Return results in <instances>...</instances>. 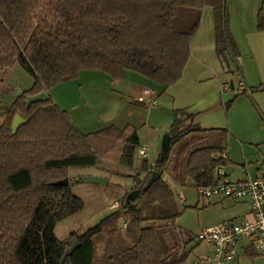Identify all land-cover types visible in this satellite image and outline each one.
Returning a JSON list of instances; mask_svg holds the SVG:
<instances>
[{"label":"trees","instance_id":"16d2710c","mask_svg":"<svg viewBox=\"0 0 264 264\" xmlns=\"http://www.w3.org/2000/svg\"><path fill=\"white\" fill-rule=\"evenodd\" d=\"M207 5L214 12L217 55L227 63L231 51L237 59L224 34L223 0H0V74L18 65L33 79L0 125V264H183L192 251L187 246L201 243L176 228L180 214L168 210V187L155 197L150 190L160 180L145 190L153 173H166L170 157L171 180L184 186L191 179L195 189L213 185L215 170L227 165L228 132L197 128L185 110L174 112L165 160L143 159L129 176L137 203L125 207L123 201L86 232L58 239L56 226L84 209L68 171L102 162L131 168L139 139L131 126L82 134L49 92L82 71L114 80L133 72L163 88L176 83ZM257 30L264 32V0ZM44 91L46 101L27 104ZM17 115L26 123L13 133ZM65 179L67 186L51 185ZM75 240L78 247L61 263Z\"/></svg>","mask_w":264,"mask_h":264},{"label":"crops","instance_id":"0c3cea01","mask_svg":"<svg viewBox=\"0 0 264 264\" xmlns=\"http://www.w3.org/2000/svg\"><path fill=\"white\" fill-rule=\"evenodd\" d=\"M226 1V24L238 54L237 59L231 51L227 63L217 55L214 12L211 6H205L201 11L200 25L190 42V55L180 79L163 88L142 76L141 79L132 78L129 76L131 72H127L124 81H114L129 94L128 97L122 95L123 103H118L123 105L125 114L118 116L115 113L98 131L108 127L122 130L123 122L130 120L129 124L136 129L139 139L136 157L148 160L157 151L159 159L161 142L166 133L160 139L154 136L150 128L145 129V109L140 108L145 105L137 100L144 89H149L156 94L157 104L154 107L161 111L174 115L176 111L185 110L193 116L197 128L228 132L224 152L227 165L221 168L229 181H244L259 176L264 169V32L257 30V14L262 0ZM234 65L240 66L238 71ZM240 83L246 88L243 94L237 93ZM226 84L231 88L223 89ZM133 102L137 105H133ZM73 113H67L70 119ZM88 125L80 121L74 124L80 132ZM143 148H146L145 157L140 155ZM140 178H144V175ZM161 178L166 182V178L171 177L164 172ZM130 187L132 183L127 188ZM203 207L210 210L212 215L205 227L222 222L233 224L254 220L247 200L235 202L212 198ZM238 251V258L232 264H264L248 240L239 243ZM209 252L210 248L205 244L189 264Z\"/></svg>","mask_w":264,"mask_h":264},{"label":"rangeland","instance_id":"374dc122","mask_svg":"<svg viewBox=\"0 0 264 264\" xmlns=\"http://www.w3.org/2000/svg\"><path fill=\"white\" fill-rule=\"evenodd\" d=\"M226 4L227 1L225 2L224 10L225 21ZM226 32H228L231 38L228 27ZM234 66L235 70L238 71L240 66ZM129 76L137 79L142 78L141 75L133 72L129 73ZM114 81L116 80L100 72L82 71L77 78L63 82L51 89L49 95L53 103L61 110L73 113V110L76 109L71 114V122L73 124L79 121L82 124H89L88 128L82 130L83 132L81 133H94V131L97 132L101 129L105 123H108L115 113L118 116L125 114L123 105L118 103H123L121 99L122 95L128 97L129 94L121 89L122 85ZM32 85L33 79L19 66H15L13 69L0 74V125L10 105L17 98L16 89L22 91V94L19 96L21 98L24 93L23 91L29 90ZM44 93L48 95L47 91H44ZM113 97L117 98L118 101ZM132 104L137 105L134 102ZM140 108L145 109V114L143 115L146 123L145 129L150 128L154 136L160 139L165 133H169L174 122L173 113L161 111L154 106H140ZM157 112L160 113L156 114ZM17 116L22 118L20 115ZM129 123L130 120L123 122L121 128L124 129L127 126H131ZM152 155L147 160L149 164L158 160L157 151L153 152ZM141 160L143 159L137 158V161L131 168L102 162L97 168L69 170L68 178L72 181V191L83 201L84 209L79 214L62 221L56 226L55 234L57 238L66 240L70 236L80 235L112 214L114 211L111 209V206L116 203L120 205L127 194L133 192L135 186L134 179L129 176L135 174L136 167H138ZM171 164L172 160L170 157L165 166L167 174L170 172ZM89 176L103 177L106 179V184L83 182ZM171 179L166 178V182L161 181V183L155 184L150 190L149 197L163 195L165 189L168 187L173 194V200L170 202L171 207L168 210L179 212L180 214L175 221L176 228L180 232L196 236L212 216L211 211L203 207L204 203L208 202V200H204L198 196L191 179L186 181L184 186L174 183ZM131 183L132 187L127 188ZM138 200H135L134 203L136 204ZM121 227L124 228L123 221H121ZM169 242L171 243L172 239H169ZM203 246H205L203 243L197 245L195 241L191 242L187 246V249H192V251L183 264H189L190 260L195 259L199 249L203 248ZM101 251L102 247L99 246V252Z\"/></svg>","mask_w":264,"mask_h":264},{"label":"built area","instance_id":"2783aa9c","mask_svg":"<svg viewBox=\"0 0 264 264\" xmlns=\"http://www.w3.org/2000/svg\"><path fill=\"white\" fill-rule=\"evenodd\" d=\"M231 85L226 84L223 89H230ZM246 88L240 83L237 93H245ZM138 102L145 106H155L157 104L154 91L144 89L137 98ZM146 148L140 151V155L145 157ZM226 159V155L222 156ZM198 196L204 200L217 198L219 200L241 201L247 200L250 203L254 216L253 221H242L233 224L218 223L205 227L196 235V240L206 244L210 252L198 258L191 264H232L238 258V246L242 240H248L258 258L264 263V169L255 179L244 181H229L222 168L215 170V183L211 186H200L196 188ZM119 205L111 206L116 210ZM126 223L123 224L125 228Z\"/></svg>","mask_w":264,"mask_h":264},{"label":"water","instance_id":"95a60500","mask_svg":"<svg viewBox=\"0 0 264 264\" xmlns=\"http://www.w3.org/2000/svg\"><path fill=\"white\" fill-rule=\"evenodd\" d=\"M225 0H223V8L225 10ZM223 10V29H224V34H225V38H226V42H227V46L229 48V45H228V41H227V37H226V21H225V11ZM17 98L22 94V91L20 90H17ZM48 99V96L46 93L42 92L40 93L39 95L37 96H34V97H31V98H28L27 99V104H31L33 102H37V101H46ZM26 121L22 118H20L19 116H16L15 119H14V122L11 126V131L13 133H16L17 130L23 125L25 124ZM170 140H171V137H170V134L169 133H166L162 139V142H161V148H160V156H159V159L161 162H163L168 154V151H169V148H170ZM162 177V173L161 172H155L152 174V176L150 177L147 185L145 186V190H148L151 185H153L155 182H157L158 180L160 181H163V178ZM83 182L85 183H91V184H101V185H104L106 184V179L103 178V177H98V176H89V177H86ZM52 186H67L68 185V180L65 179V180H61V181H57V182H54L51 184ZM139 193L138 191H133L131 192L130 194H128L125 199H124V206H128L129 203L131 202H134L135 200H137L139 198ZM78 247V242L75 240L72 245L66 249L64 255H63V258H62V261L61 263H63L68 257H70L72 255V253L76 250V248Z\"/></svg>","mask_w":264,"mask_h":264},{"label":"flooded vegetation","instance_id":"af4514ba","mask_svg":"<svg viewBox=\"0 0 264 264\" xmlns=\"http://www.w3.org/2000/svg\"><path fill=\"white\" fill-rule=\"evenodd\" d=\"M134 191V190H133ZM128 195V194H127Z\"/></svg>","mask_w":264,"mask_h":264}]
</instances>
